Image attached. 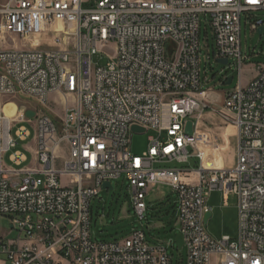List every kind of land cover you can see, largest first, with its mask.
Listing matches in <instances>:
<instances>
[{"label": "built area", "instance_id": "built-area-1", "mask_svg": "<svg viewBox=\"0 0 264 264\" xmlns=\"http://www.w3.org/2000/svg\"><path fill=\"white\" fill-rule=\"evenodd\" d=\"M86 2L0 4L2 33L22 40L51 36L49 49L0 50V264H172L167 248L150 245L144 231L121 241H92L91 201L103 183L122 176L139 221L150 190L166 187L173 194L185 264H264V65L214 106L201 90L199 42L204 15L215 61L233 59L240 78L241 16L264 12V0H94L84 9ZM250 28L263 32L264 16ZM99 54L109 61L104 67L92 65ZM51 95L65 103L58 126L43 112ZM5 96L36 107L6 118ZM207 110L236 130L231 169L203 165L200 146H216L198 135ZM17 124L34 126L35 169L13 170L3 162L16 146L11 128ZM134 126L155 134L141 156L129 147ZM28 136L24 127L16 131L21 140ZM191 158L198 160L194 169L156 168L187 165ZM213 191L221 192L224 204L230 195L236 198V241H215L206 233Z\"/></svg>", "mask_w": 264, "mask_h": 264}, {"label": "rangeland", "instance_id": "rangeland-1", "mask_svg": "<svg viewBox=\"0 0 264 264\" xmlns=\"http://www.w3.org/2000/svg\"><path fill=\"white\" fill-rule=\"evenodd\" d=\"M7 0H0V4ZM82 5V8L88 9L94 6V0H89ZM264 12L252 14L250 19L246 14L241 16V31L240 43L241 54L243 57V65L240 78L238 76L235 61L230 59L226 66L216 63L214 58V42L211 31L205 21L204 15H201L199 28L200 42V85L201 88L211 89L215 93L230 91L240 83L244 86L248 80L254 75V68L259 65H264V28L261 35L257 32H252L250 24L256 20L262 19ZM33 47L39 49H49L51 47V36H41L22 40L15 36H10L2 33L0 30V50L17 47L19 49H30ZM108 52V50H106ZM105 55L99 54L92 58V65L104 67L108 63ZM231 79V83L226 85V81ZM206 80V81H205ZM69 102L71 103V99ZM14 104L17 110H28L35 108V103L31 100L21 97L2 98V104ZM65 103L62 96L51 95L46 104V110L43 112L48 115L56 126L64 116ZM209 111L207 110L206 113ZM33 124L35 119L32 120ZM33 124H17L11 128V136L15 139L16 148L12 150L19 151L25 154L30 160L31 154L28 147L35 146V129ZM24 127L29 132V136L25 140L16 137V131ZM59 130V128H58ZM232 142H235V132L232 134ZM155 134L152 132L131 133L129 138V147L131 153L136 156H141L148 148L149 138ZM221 146H225L223 157L227 167H232L236 161V153L228 146L230 141L222 139ZM67 151L66 144H62L58 155H64ZM8 154V156L10 155ZM7 156V159H8ZM63 160L58 157L55 167L60 169ZM8 165V162L5 163ZM161 168L178 167L182 170L186 169L187 165L176 166L161 165L156 166ZM196 166H193V169ZM65 179L62 178V183L65 184ZM112 190H104L99 192L96 198L91 201V239L93 242H114L121 241L130 235L134 230L144 231L147 242L150 245H159L162 243L168 251L172 259V264H185V250H179L175 243V237L178 233L171 230V220L173 213L175 214L174 196L166 187H157L150 190L146 197L147 212L145 219L139 221L134 215L131 204V193L128 189V183L124 176L117 180L111 181ZM207 205L211 208V217L205 225L206 233L215 241H219L222 237L228 236L231 241H236L238 237V220H237V201L233 195H230L227 202L222 201V194L219 191H213L207 200ZM9 222L1 221V228L6 230ZM211 264H214L212 261Z\"/></svg>", "mask_w": 264, "mask_h": 264}, {"label": "crops", "instance_id": "crops-1", "mask_svg": "<svg viewBox=\"0 0 264 264\" xmlns=\"http://www.w3.org/2000/svg\"><path fill=\"white\" fill-rule=\"evenodd\" d=\"M252 77L248 80V82L252 79ZM227 82L228 80L226 81V83ZM201 90L206 92L208 102L217 107L221 106L225 93L227 92L225 91L222 93H215L211 89L204 90L202 88ZM233 132H235V142H232L234 141L232 140V135H231ZM198 135L200 136L202 143L204 144L211 143L216 145V146H200V149L202 151H205L206 153V157L203 160V165L205 167H215L222 169H231L234 167V165L232 167H227L223 157V151L226 149V147L221 146V141L222 139H226L230 141V145L232 146H228V147L232 149L234 153H236L235 128L226 125L222 121V119L218 117L214 112L209 111L208 113L204 112L202 115V123L198 125ZM15 148L16 146L3 156L4 164L6 163V161L8 162V165L5 164L7 168L13 170H25V169H35L37 167L36 144L33 147H28V151L31 154L30 160L26 157L25 154H22L19 151H14L10 154V152L12 150H15ZM8 154L10 155L8 156ZM193 166L196 167L198 166V160L196 158H191L187 164L188 169H193Z\"/></svg>", "mask_w": 264, "mask_h": 264}, {"label": "water", "instance_id": "water-1", "mask_svg": "<svg viewBox=\"0 0 264 264\" xmlns=\"http://www.w3.org/2000/svg\"><path fill=\"white\" fill-rule=\"evenodd\" d=\"M257 33L259 35L262 34V28H259L257 30ZM216 63L219 64V65H222V66H226L227 65V60H216ZM231 83V79H228V82L226 83V85H229ZM25 116L27 118H33L34 117V113L33 112H26L25 113ZM132 131L135 132V133H144V130L139 128V127H132ZM186 134L187 135H191L192 134V123L191 122H188L187 125H186ZM102 190H112V186L110 183L106 182V183H103L102 185ZM210 218V214H206L205 217H204V222L207 223V220ZM175 243L177 245V248L180 249L181 248V245H182V241H181V238L179 236H176L175 237Z\"/></svg>", "mask_w": 264, "mask_h": 264}, {"label": "bare ground", "instance_id": "bare-ground-1", "mask_svg": "<svg viewBox=\"0 0 264 264\" xmlns=\"http://www.w3.org/2000/svg\"><path fill=\"white\" fill-rule=\"evenodd\" d=\"M17 111V107L14 104H4L2 107V113L6 118H11ZM205 158V157H204Z\"/></svg>", "mask_w": 264, "mask_h": 264}, {"label": "trees", "instance_id": "trees-1", "mask_svg": "<svg viewBox=\"0 0 264 264\" xmlns=\"http://www.w3.org/2000/svg\"><path fill=\"white\" fill-rule=\"evenodd\" d=\"M174 224H175V214L173 213L172 220H171V225H172V226H171V227H172L171 230H172V231L174 230V228H173V227H174V226H173Z\"/></svg>", "mask_w": 264, "mask_h": 264}]
</instances>
